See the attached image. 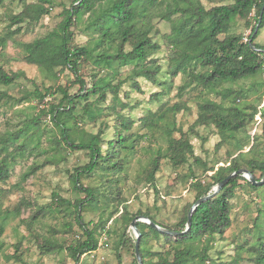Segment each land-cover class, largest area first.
Returning a JSON list of instances; mask_svg holds the SVG:
<instances>
[{"label":"rangeland","instance_id":"1","mask_svg":"<svg viewBox=\"0 0 264 264\" xmlns=\"http://www.w3.org/2000/svg\"><path fill=\"white\" fill-rule=\"evenodd\" d=\"M72 1L55 0L49 13L39 21L21 24H12L9 19L22 10L23 1L0 2V37H5L4 43L0 45V66L7 73L22 71L25 74L24 78H19L10 85H0V96L5 94L0 99V138L18 130L25 121L36 116L43 106L57 104L61 98L58 86L65 88L69 94H76L80 90L81 84L70 70L63 69L57 72L56 78H50L35 65L28 64L24 60L25 54L21 46L22 43L56 30L62 9L69 7ZM198 1L205 9L233 2ZM254 14L252 11L249 15L247 25L244 20L237 19L231 31L240 33L243 37L249 34L255 24ZM86 16L87 14L84 18ZM154 16L151 21L152 39L159 45V49L149 59L159 67L155 82L146 80L143 76H135L132 65L113 63V68L109 69L116 70L112 83H120L117 95L128 107L119 109L112 102V95L107 93L106 100L101 103L104 111L99 119L88 124L79 122L82 124L79 127L94 134L101 130L102 147L106 152V143L116 134L113 126L118 121L115 111L132 120L131 127L123 130L122 134L133 141L129 143L127 150L119 154L122 158L119 173L114 178H109L114 182L118 180L117 196L124 200L123 204L131 213L149 211L160 223L171 227L179 221L183 209L195 200V191L189 187L191 181L185 180L189 169L209 182L210 179L206 176H210L213 171L206 169L214 166L215 170L217 166L225 164L230 154H237L235 143L231 138L223 137L214 125L195 124L199 103L204 100L222 103L223 93L231 88L243 93L242 98L238 101L236 99V102L241 105L254 104L259 99L262 87L259 73L237 82L222 81L209 84L208 87L190 83L193 79L181 73L171 76L169 70L173 52L169 43L167 44L166 36L170 32L171 23L179 15L162 19L155 12ZM94 36L96 35H92L91 31L85 30L83 24L71 27L70 43L76 46L86 45L93 51L90 56L83 58L78 72L79 78L87 87L94 75L99 77L108 73L106 67L96 64L97 53L103 50V46H95ZM255 42L264 46V27L260 29ZM129 49L128 45L124 46V50ZM108 51L112 52V49ZM199 70L201 67L197 65L194 72ZM160 82L164 83L161 85ZM35 87L42 92L45 88H50L51 93L42 102L19 101ZM154 93H158V96H154ZM93 99H89V102ZM230 103V99L224 100V104ZM152 113L163 115V119L158 121V126L153 130L142 121ZM47 120V115L41 116L40 123L28 125L18 140L6 145L0 143V160L6 158L9 168L8 179L0 182V223L4 226L0 236V264H77L69 247L83 239L82 230L76 223L73 207L62 205L58 198L74 202L83 197V194L74 190L71 174L76 167L88 161V154L83 150L66 147L60 141L55 126ZM263 120L264 117H260L254 125L250 124L246 134L256 133L260 136ZM165 129H173V138L178 139L183 135L190 140L193 156H189L187 163L178 166L172 164L168 157ZM244 135V132L238 133V137L242 139ZM251 144L252 142L243 151L246 152ZM16 145L23 146L21 151L13 150ZM256 151L263 158L264 139L257 141ZM196 157L201 161L195 160ZM246 157L250 159L251 154L247 153ZM156 158L158 169L153 174V181H150L152 164ZM35 165L38 166L36 171L28 174ZM253 172L255 178H262L263 174L257 167ZM102 181L104 180L99 179L98 175H94L84 179L83 183L101 186ZM238 182L240 185L235 187L234 197L230 200V226L223 234L204 239L203 245L207 247L209 255L205 264H255L253 250L264 242V187L256 190L243 180ZM119 209L121 210V205ZM111 211L113 206L109 210L87 208L82 216L86 222L92 220L102 223L103 228L107 229L112 226V219L119 214L111 217ZM103 228H98V239L104 232ZM77 234L79 238L76 237ZM121 238L122 243L119 242ZM134 240L130 227L120 226L109 234L94 257L90 254L83 255L79 264H133ZM164 246L168 245H164L163 241L157 242L152 236L143 245L146 250H159Z\"/></svg>","mask_w":264,"mask_h":264},{"label":"trees","instance_id":"2","mask_svg":"<svg viewBox=\"0 0 264 264\" xmlns=\"http://www.w3.org/2000/svg\"><path fill=\"white\" fill-rule=\"evenodd\" d=\"M2 1L4 0H0ZM22 1V10L13 14L9 19L12 24H21L26 21L37 22L55 5V0H35L29 3ZM252 11L255 13V24L247 36V41L244 42L243 36L232 32L231 29L237 19L244 20L247 25V19ZM155 12L157 17L162 19L179 15L176 21L171 23L170 32L166 36L167 44L169 43L170 50L173 52L169 70L171 76L181 73L193 79L189 81L190 83L194 82L208 87L209 84L222 81L237 82L257 73L260 75L262 91L254 104L241 105L236 102V99L238 101L240 97L242 98L243 93L231 88L223 93L222 103L211 100L199 103V113L195 124L214 125L223 137L231 138L235 143L237 154H230L225 164L217 166L215 170L214 166L207 168L206 170L213 171L210 176H206L210 179L209 182H205L189 169L185 180L191 181L189 187L195 191L196 196L193 203L211 192L218 182L233 171L246 168L253 174L254 168L257 167L262 174L264 172V152L261 158V154L256 151L257 141L264 139V120L260 136L256 133L246 134L250 124H255L257 115L262 119L264 117V81L261 77V58L256 50L258 48L264 51V46L255 42L260 29L264 27V0H233L230 4L216 5L209 9H205L198 0H73L69 7L62 9L61 20L56 30L22 43L21 46L25 54L24 60L28 64L35 65L50 78H56L58 71L68 69L81 84L80 90L76 94H69L65 88L58 86L57 90L61 93V98L57 104L50 103L48 106H43L36 116L25 121L18 130L1 137L0 143L6 145L18 140L28 125L39 124L41 116L47 115V121L55 126L60 141L66 147L87 152L88 161L76 167L74 173L71 174V184L74 190L83 194V197L77 198L74 202L58 198L62 205L73 207L76 223L82 230L83 239L77 240L69 247L71 256L77 264L81 256L96 250L98 228H103L102 223H95L92 220L86 222L83 219L82 212L87 208L109 210L113 206L110 216L119 213L112 219V226L107 229L103 228L108 238L109 234L115 232L120 226L128 228L132 219L138 214L148 217L162 227L177 232L183 231L186 227L188 212L193 205V203L187 205L179 221L171 227L160 223L149 211L131 213L123 204L124 200L117 196L116 182L118 180L114 182L109 176L113 177L119 173L122 163L119 154L127 150L129 143L133 141L127 135L122 134L123 130L126 131L131 127L132 120L119 111H115L118 121L113 126H115L116 134L106 143V152L102 147L104 144L101 139V130L94 134L79 127L82 125L79 122L88 124L90 121L95 122L99 119L104 111L101 103L106 100L107 93L112 95V102L119 109L128 107V104L117 95L120 83H112L116 70L109 69L113 68V63L132 65L135 76H143L146 80L155 82L159 67L149 59V56L159 49V45L152 39L151 21L155 17ZM75 24H83L85 30L96 35L93 38L96 47L103 46V50L97 53L96 64L106 67L105 70L108 73L99 77L94 75L88 87L79 78L78 72L83 58L90 56L93 51L86 45L76 46L70 43L71 27ZM257 25L258 28L255 31ZM4 41L5 37H0V45ZM125 45H128L130 49L124 50ZM108 49H112V52ZM197 65L201 67V70L195 73L194 69ZM24 76L22 71L7 73L0 66V85H10ZM163 83L160 82L161 85ZM50 93V88H45L42 92L35 87L19 101L42 102ZM2 95L5 94H1L0 99ZM153 95L158 96V93ZM91 98L94 99L89 102ZM226 99H230L231 103L224 104ZM161 119L163 115L152 113L142 121L153 130ZM172 132L173 129H165L168 157L174 166L185 164L189 156H193V146L190 140L183 135L178 139L173 138ZM239 132L245 133L243 139L238 137ZM250 142H252L251 146L244 152L243 149ZM22 147L16 145L13 150L21 151ZM247 153L251 154L250 159H247ZM195 160L201 161L197 157ZM32 167L28 174L35 172L38 168L37 165ZM157 169L158 159L156 158L152 164L149 180L153 181V174ZM94 175L104 180L102 185H84L83 180ZM8 177L7 159L3 158L0 160V182ZM239 180L245 181L248 186L256 190L258 187H264V183L263 186H256L240 174L236 175L221 188L216 196L196 207L191 217L192 225L184 234L172 236L156 230L149 224L136 222L140 231L139 252L142 264H205L209 260V255L207 247L203 245L204 239L221 235L230 226V200L234 197L235 187L240 185ZM154 189L158 194L157 188ZM54 196L57 195L54 194ZM3 230L4 226L0 223V236ZM149 236L157 242L163 241V244L168 246L159 250L144 249L143 245L147 243ZM76 237L79 238L78 234ZM122 241L121 238L119 242L122 243ZM132 246L134 249L135 240ZM253 254L255 264H264L263 241L259 244V248H254ZM133 264H138L135 249Z\"/></svg>","mask_w":264,"mask_h":264},{"label":"water","instance_id":"3","mask_svg":"<svg viewBox=\"0 0 264 264\" xmlns=\"http://www.w3.org/2000/svg\"><path fill=\"white\" fill-rule=\"evenodd\" d=\"M260 19H261V15L259 17V20ZM257 28H258V25L256 26L255 31L257 30ZM256 50H260V49L256 48ZM238 174L243 176L247 181H249L253 185H261V184L264 183V172H263V176H262V178L260 180H256L254 175L249 170H247L246 168H241V169H238L236 171L231 172L223 180L218 182L212 188L211 192H209L208 194H206L204 196H201L200 198H198L193 203V205L191 206V208H190V210L188 212L186 227H185V229L183 231L177 232V231L170 230L168 228L162 227V226L156 224L155 222H153L152 220H150L146 216L138 215V216L134 217L132 219V221L130 222V226L129 227H130V229H131V231H132V233H133V235L135 237V248L134 249H135V256H136L138 264H142V260H141V256H140V252H139L140 231H139V229L136 226V222H143V223L149 224L150 226L154 227L156 230H158L160 232H163V233H166L168 235L176 236V235H179V234H184V233L189 231V229H190V227L192 225L191 217H192V213L196 209V207L199 204H201V203L213 198L214 196H216L220 192L221 188L231 178L235 177Z\"/></svg>","mask_w":264,"mask_h":264},{"label":"built area","instance_id":"4","mask_svg":"<svg viewBox=\"0 0 264 264\" xmlns=\"http://www.w3.org/2000/svg\"><path fill=\"white\" fill-rule=\"evenodd\" d=\"M247 36H248V34H247L246 36L243 37V41H244V42L247 41ZM257 51H258V53H259V55H260V58H261V77H262V79H263V81H264V51H261V50H257ZM257 119H258V120L260 119V116H259V115L256 116V121H257ZM252 134H253V133H252ZM106 240H107V235H106V232L104 231V232L101 233L100 236H99V239H98V245H97L96 250H94V251H90V252H88L87 254H90L92 257H94V256L96 255V253H97V250L102 246V244H103L104 241H106Z\"/></svg>","mask_w":264,"mask_h":264}]
</instances>
